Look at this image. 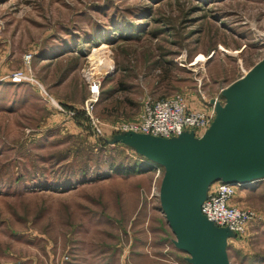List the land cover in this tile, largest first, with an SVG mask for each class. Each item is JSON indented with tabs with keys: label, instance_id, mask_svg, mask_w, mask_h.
I'll list each match as a JSON object with an SVG mask.
<instances>
[{
	"label": "rangeland",
	"instance_id": "obj_1",
	"mask_svg": "<svg viewBox=\"0 0 264 264\" xmlns=\"http://www.w3.org/2000/svg\"><path fill=\"white\" fill-rule=\"evenodd\" d=\"M262 60L264 0H0V264H190L162 210L165 167L109 140L148 100L224 105ZM92 61L103 136L83 110ZM261 230L251 251L238 240L240 264H264Z\"/></svg>",
	"mask_w": 264,
	"mask_h": 264
},
{
	"label": "water",
	"instance_id": "obj_2",
	"mask_svg": "<svg viewBox=\"0 0 264 264\" xmlns=\"http://www.w3.org/2000/svg\"><path fill=\"white\" fill-rule=\"evenodd\" d=\"M222 94L225 103H216V117L201 138L188 131L170 139L123 132L109 140H134L165 167L162 210L176 236L175 247L190 256V264H231L228 239L236 234L202 213L210 186L264 178V60Z\"/></svg>",
	"mask_w": 264,
	"mask_h": 264
},
{
	"label": "built area",
	"instance_id": "obj_3",
	"mask_svg": "<svg viewBox=\"0 0 264 264\" xmlns=\"http://www.w3.org/2000/svg\"><path fill=\"white\" fill-rule=\"evenodd\" d=\"M33 53L25 55V62L31 64ZM28 65V66H29ZM93 61L88 69L83 71L89 95L84 102L83 110L91 120L97 134L103 136L101 121L94 115L96 105L100 100L102 80L106 70L96 73ZM31 80L25 70L12 73L13 83H23ZM216 99L214 103L203 108L193 109L184 94L174 93L168 97L145 102L142 112L136 121L118 126V133L135 132L170 139L178 137L183 132H194L197 138L205 135L216 117ZM241 183L216 182L215 188L208 193L202 204V213L218 227H227L245 240L252 224L262 222L263 215L251 208H241L232 204ZM68 256L64 257L67 260Z\"/></svg>",
	"mask_w": 264,
	"mask_h": 264
},
{
	"label": "crops",
	"instance_id": "obj_4",
	"mask_svg": "<svg viewBox=\"0 0 264 264\" xmlns=\"http://www.w3.org/2000/svg\"><path fill=\"white\" fill-rule=\"evenodd\" d=\"M84 96L86 97L87 95H84ZM59 97L62 99V107L64 106L69 111H77V110L82 109V105L84 102L83 97L74 98L73 96H70L68 94L59 96ZM215 185L216 183L210 186L209 192L211 191V189L215 188ZM232 204L238 207H241V208L254 209L263 215V221L252 224L247 234V237H246L247 240L245 239L242 241L243 242L242 246H246L248 250L251 251L252 250L251 245L256 244V241L260 240L263 234L262 232L263 230L261 229L264 228V178L243 184L239 188L236 196L233 198ZM238 240L239 238H237V235L235 238L232 237L228 239V244L230 242H234L233 254L230 257L232 264L233 263L240 264L242 260L239 255V250L241 247H239L238 245L240 243ZM152 250H154L153 247H152ZM252 253L253 251L251 252V254ZM151 257H154V256H151ZM132 262H133V259H132ZM134 264H155V263L153 259H150L149 261H146V262H142V261L138 262V259H137V261L134 262Z\"/></svg>",
	"mask_w": 264,
	"mask_h": 264
},
{
	"label": "bare ground",
	"instance_id": "obj_5",
	"mask_svg": "<svg viewBox=\"0 0 264 264\" xmlns=\"http://www.w3.org/2000/svg\"><path fill=\"white\" fill-rule=\"evenodd\" d=\"M205 57L203 55H200V57L198 58V60H203Z\"/></svg>",
	"mask_w": 264,
	"mask_h": 264
},
{
	"label": "trees",
	"instance_id": "obj_6",
	"mask_svg": "<svg viewBox=\"0 0 264 264\" xmlns=\"http://www.w3.org/2000/svg\"><path fill=\"white\" fill-rule=\"evenodd\" d=\"M104 141L107 143V142H108V141H107V138H105ZM107 144H108V143H107Z\"/></svg>",
	"mask_w": 264,
	"mask_h": 264
}]
</instances>
